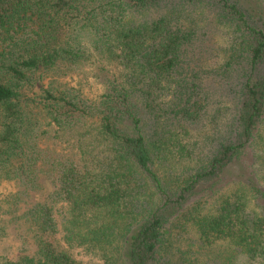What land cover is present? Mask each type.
Returning a JSON list of instances; mask_svg holds the SVG:
<instances>
[{"label": "trees", "instance_id": "trees-1", "mask_svg": "<svg viewBox=\"0 0 264 264\" xmlns=\"http://www.w3.org/2000/svg\"><path fill=\"white\" fill-rule=\"evenodd\" d=\"M3 181L0 264H264V0H0Z\"/></svg>", "mask_w": 264, "mask_h": 264}, {"label": "rangeland", "instance_id": "rangeland-1", "mask_svg": "<svg viewBox=\"0 0 264 264\" xmlns=\"http://www.w3.org/2000/svg\"><path fill=\"white\" fill-rule=\"evenodd\" d=\"M189 6L190 7L188 11L184 12L183 16L184 17L194 16L195 29L198 32L197 33L198 37L204 40V38L201 37L202 36L201 34L205 32L209 33L211 31H215L214 39H217V41H220V44L223 45V43H226V41H228L229 35L226 34L224 26L216 21V14H215L216 10L214 8H211L210 6L205 5L203 6L204 7L203 10H200L201 8L199 6H196V5H189ZM88 71H90V73L92 72L93 76L96 74L95 69L92 70L90 68L89 70H86V72ZM85 76H89V75H85ZM80 77H83V76L79 75L78 78ZM59 80H63L71 86L76 85V76H74L73 74L70 75L69 77H65ZM84 84L86 85V89H90L91 85L93 86V88H95L98 85L97 82L90 80L89 77H86L84 79ZM39 85L40 84L34 83L33 90L37 91L39 89L38 88ZM97 88L98 90L99 88L101 90V87H99V85L97 86ZM13 186H14L13 183L3 181L0 184V199H3L5 195L7 196L8 193L12 192ZM32 248H33V245L31 244L30 241H28V243L21 244L15 235H10V236L7 235L6 237L0 238V258L16 259L21 255L31 253ZM73 252L75 253L77 258L83 260L84 262H86L88 259L91 258L89 256H85L82 253L81 249L79 248L77 250H73Z\"/></svg>", "mask_w": 264, "mask_h": 264}]
</instances>
